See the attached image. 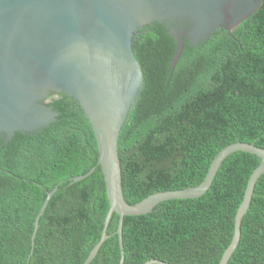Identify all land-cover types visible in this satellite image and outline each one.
<instances>
[{
	"label": "trees",
	"instance_id": "1",
	"mask_svg": "<svg viewBox=\"0 0 264 264\" xmlns=\"http://www.w3.org/2000/svg\"><path fill=\"white\" fill-rule=\"evenodd\" d=\"M230 34L218 29L190 46L168 76L175 51L165 24L134 36L142 88L117 143L124 201L199 186L215 156L235 143L264 149V0ZM46 103L55 121L36 133L0 137V264H83L98 242L108 200L90 124L64 95ZM237 152L220 164L199 198L159 203L124 217L123 264H219L235 213L259 165ZM94 171L79 182L72 179ZM57 188L31 234L46 194ZM118 217L89 264H118ZM227 264H264V174L254 186Z\"/></svg>",
	"mask_w": 264,
	"mask_h": 264
},
{
	"label": "water",
	"instance_id": "2",
	"mask_svg": "<svg viewBox=\"0 0 264 264\" xmlns=\"http://www.w3.org/2000/svg\"><path fill=\"white\" fill-rule=\"evenodd\" d=\"M259 4V0H0V137L9 141L15 133H36L53 123L57 114L46 103L50 95L74 101L94 134L96 166L102 172L109 208L100 238L83 264H89L107 240L112 214L118 217V264H123L124 217L146 215L161 202L201 197L224 159L242 152L260 163L247 181L231 242L219 262L228 263L255 183L264 174V149L246 143L229 145L212 160L199 186L154 194L131 206L122 195L117 143L142 88L141 68L131 49L139 30L153 23L167 26L175 45L169 76L185 40L193 46L218 29L230 34ZM94 169L71 182L85 179ZM56 191L46 194L34 220L31 247L39 218Z\"/></svg>",
	"mask_w": 264,
	"mask_h": 264
}]
</instances>
